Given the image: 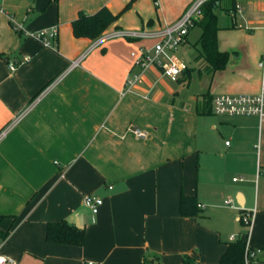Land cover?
<instances>
[{
    "label": "crops",
    "instance_id": "0c3cea01",
    "mask_svg": "<svg viewBox=\"0 0 264 264\" xmlns=\"http://www.w3.org/2000/svg\"><path fill=\"white\" fill-rule=\"evenodd\" d=\"M137 1L1 2L0 253L14 260L6 264H143L147 254L164 264L186 254L219 264L226 242L243 231L244 212H253L247 246L255 256L247 264H264V117L210 109L217 94L259 90L264 0H230V28L240 26L237 20L260 23L258 33L230 43L223 69L210 71L196 57L176 82L150 67L126 90L131 53L155 39L115 37L89 50L96 38L75 37L71 22L79 11L105 6L119 13L130 3L102 33L157 32L191 0H180L163 24ZM235 3L240 9L232 16ZM53 28L57 35L46 36L47 44L26 34ZM196 66L211 78L208 89L185 98L177 83H189ZM181 193L196 197V215L179 213ZM86 194L103 199L97 213ZM54 220L83 226V244L47 242L46 223Z\"/></svg>",
    "mask_w": 264,
    "mask_h": 264
},
{
    "label": "built area",
    "instance_id": "2783aa9c",
    "mask_svg": "<svg viewBox=\"0 0 264 264\" xmlns=\"http://www.w3.org/2000/svg\"><path fill=\"white\" fill-rule=\"evenodd\" d=\"M209 1L210 0H191L183 12L173 22L166 24L157 32L144 30H112L102 33L93 41L89 50L115 37L153 38L155 41L152 45L141 46L136 52L131 53L134 60L132 70L125 79V89L129 90L135 86L141 80L145 71L150 67L156 68L160 71L162 76L176 82L185 67L177 54V50L185 42L189 30L196 26L202 19L203 7ZM1 2L2 0H0V8ZM234 9L236 11L240 9L239 3H235L234 6L228 10L232 16L234 14ZM26 34L34 35L44 44H47L46 36L54 38L57 35V31L53 28L51 30L26 32ZM78 60L79 59L74 60L71 66L76 65ZM14 66V62L9 63L11 69H13ZM258 66L261 69L259 90L253 94L221 93L215 95L210 104V109L214 114L256 115L260 118L264 117V52L258 61ZM64 74L65 72L59 75L53 83H56ZM44 93L45 92H42L41 95ZM133 131L139 137L144 136V133L139 129L134 128ZM4 132L5 130L2 131V133ZM225 143L229 144V141ZM233 180H242V178H233ZM109 188H111V186H109ZM84 202L92 213H97L100 206L103 204V199L95 194H86L84 196ZM226 203L231 204L232 199H228ZM240 217L249 230L253 212H244ZM233 239L234 236H231L230 240ZM254 256L255 251L246 246V258H254ZM13 262L14 260L12 258L0 253V264ZM82 264H102V262L85 260Z\"/></svg>",
    "mask_w": 264,
    "mask_h": 264
},
{
    "label": "trees",
    "instance_id": "16d2710c",
    "mask_svg": "<svg viewBox=\"0 0 264 264\" xmlns=\"http://www.w3.org/2000/svg\"><path fill=\"white\" fill-rule=\"evenodd\" d=\"M219 1L210 0L207 2L203 7V17L197 23L201 27V34L196 42V45L200 46L197 57L205 61L210 71L223 69L229 58V52L220 50L218 46V31L220 27L217 23L215 9ZM129 5L130 3H127L123 10L127 9ZM121 12L112 13L105 6L92 14L79 11L77 17L71 22L72 33L75 37L95 39L117 20ZM198 207L199 204L194 195L180 194L179 213L181 215H196L199 211ZM240 222L243 226V231L234 240L226 242V249L220 257L219 264H247L248 261L253 259L246 258L248 228L241 217ZM5 235L6 232L0 231V239L4 238ZM84 238L85 229L83 226L70 224L66 220H54L46 223L45 239L49 243L79 246L83 244ZM143 264L164 263H161L155 254H147ZM177 264H200V262L194 255L186 254Z\"/></svg>",
    "mask_w": 264,
    "mask_h": 264
},
{
    "label": "rangeland",
    "instance_id": "374dc122",
    "mask_svg": "<svg viewBox=\"0 0 264 264\" xmlns=\"http://www.w3.org/2000/svg\"><path fill=\"white\" fill-rule=\"evenodd\" d=\"M137 2L138 4H140V7L144 11L152 13L154 15V18L159 17L161 24L165 23L166 19L170 18L173 15L180 5L179 4L180 0H156V3L154 0H138ZM230 5H231L230 0H221L219 6H217V8L215 9V14L217 16V23L218 26L221 28L218 31L219 49L225 48L223 51L229 50L230 43H232L233 41H239L245 36V34L258 33L256 25L257 23H260V22H255L254 24H248L244 21L240 22L239 20H237L238 21L237 25L240 26L236 27V29L230 28L233 26V24L231 22V17L227 14L225 10L226 8L230 7ZM263 24H264V18H263ZM240 27H243L242 30L245 33L239 31ZM200 34H201V27L195 26L189 32L190 44L188 46H184V47L181 46L178 48L177 54L182 60L183 64L186 63V65L189 64H192L193 66L196 65L195 60L198 55V50L200 49V46L198 45L194 46V45ZM197 70L198 68L194 72H192L189 83H187L186 81L177 83V86L180 88L179 91L181 96H184L185 98H190L192 96H199L200 93L206 92V90L208 89L211 78L204 74L199 76Z\"/></svg>",
    "mask_w": 264,
    "mask_h": 264
}]
</instances>
